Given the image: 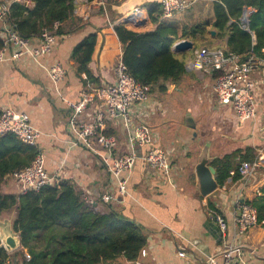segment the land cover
<instances>
[{
	"label": "crops",
	"instance_id": "crops-1",
	"mask_svg": "<svg viewBox=\"0 0 264 264\" xmlns=\"http://www.w3.org/2000/svg\"><path fill=\"white\" fill-rule=\"evenodd\" d=\"M150 1L160 2L106 0L102 6L98 0H76L72 15L61 23V33L57 35L52 50L39 57L40 63L28 56L0 62V111L12 108L28 115L31 124L40 132L37 144L48 174L56 175L59 181L70 182L81 193L84 202L89 204L85 196L92 201L90 205L95 211L104 213L109 207H116L143 229L147 240L135 261L119 255L106 264H205V257L221 243V238L216 232L213 233V228L211 231L207 228L208 222H212L210 213L221 212L232 231L236 201H246L259 192V187L264 183V167L259 168L248 182L233 168L219 188L202 196L195 187L194 165L203 137L206 138L208 134L211 138L213 167L217 158L233 151H239L236 157L239 163L244 155L254 157L259 150H264V68L251 74L258 81L256 116L238 122L231 104H220L215 98L213 84L216 73L189 68L193 49L176 52V57L184 61L186 73L179 83H169L166 91L161 93L171 95L177 91L176 101L186 102L184 107L180 109L172 105V98L165 100L161 97L158 101L149 94L144 104L134 105L130 110L132 126L145 125L152 133V144L164 149L169 170L167 173L156 171L139 157L128 181L130 196L120 198L112 176L95 154L82 144L71 142L72 136L67 127L70 115L67 102L77 101L83 90L91 93L94 99L83 114L86 120H91L97 109H104L95 90L114 82L113 68L122 56V44L114 25L121 23V19L137 8L143 13L135 18L145 16L142 23H125V27L138 32L153 30L156 24L150 21L146 6ZM196 1L207 4L212 0ZM179 17L180 13L174 16L176 19ZM93 31H96L97 39L89 66L95 79H87L84 72L77 71L72 51L84 36ZM36 43V40L31 42L33 46ZM200 45L194 43V48ZM222 45L224 40L217 39L205 46L214 48ZM57 61L62 63L66 72L64 78L54 86L42 64L49 66ZM191 89H195V92ZM185 92H190L191 96H185ZM187 113L200 121L197 124L194 121L195 127L191 129L195 133L190 134L192 141L187 152L182 153L177 144L179 139L176 130L179 127L177 124L183 122ZM229 113H232L234 120H229ZM206 121H216V127L210 132L204 126ZM199 126L204 128L203 133L198 132ZM105 132L117 139L115 154L127 152L126 130L119 118L106 119ZM229 136L233 142H228ZM144 150L141 148L138 154H143ZM10 176L7 175L1 182V191L20 193ZM103 192L112 194L113 199L102 202L100 195ZM15 215L16 209L3 211L0 219L7 217L14 220ZM236 241L241 245L249 264H264L262 225L252 226L244 235L236 236ZM179 252L184 255H179ZM10 258L12 263L9 264L19 261L17 256Z\"/></svg>",
	"mask_w": 264,
	"mask_h": 264
},
{
	"label": "trees",
	"instance_id": "trees-1",
	"mask_svg": "<svg viewBox=\"0 0 264 264\" xmlns=\"http://www.w3.org/2000/svg\"><path fill=\"white\" fill-rule=\"evenodd\" d=\"M31 1V6L13 3L5 18L20 37L37 40L43 28L51 29L55 21L62 23L72 15L76 0ZM146 6L150 21L156 24L153 30L138 32L126 28L124 23L115 24L114 30L122 44L121 60L127 72L140 84L149 86V93L165 92L167 84L179 83L186 73L184 61L172 50L177 40L188 39L196 45L224 40L220 47L241 59L250 53L264 58V0H212L207 4L195 1L180 12L178 19L163 18L158 1ZM246 7L251 11L244 27L241 18ZM60 27L56 35L61 33ZM211 30L215 31L213 37ZM96 39V31L90 32L72 51L77 71L84 72L87 79H95L89 63ZM2 44L0 37V47ZM37 153L36 146L23 143L11 132L0 135V184L7 175L27 166ZM238 154L233 151L214 161L220 185L229 170L235 168L238 173ZM251 158L253 155L246 154L240 161ZM246 202L264 227V183ZM11 209H16L13 228L19 235L21 249L30 255L28 260L23 251L16 255L22 264H106L119 255L135 261L147 240L143 229L118 208L111 206L104 213L95 211L64 180L18 194L5 193L0 188V214ZM9 257L0 247V264L11 262Z\"/></svg>",
	"mask_w": 264,
	"mask_h": 264
},
{
	"label": "built area",
	"instance_id": "built-area-1",
	"mask_svg": "<svg viewBox=\"0 0 264 264\" xmlns=\"http://www.w3.org/2000/svg\"><path fill=\"white\" fill-rule=\"evenodd\" d=\"M105 5L106 0H98ZM196 0H160L162 17L172 18L176 14L189 8ZM13 3H21L31 6V0H0V37L3 44L0 47V62L7 59H19L23 56L32 58L40 63L39 57L49 53L56 42V30L61 22L55 21L52 28H43L35 46L31 39L20 37L10 26L5 18V13ZM249 8V7H248ZM250 9V8H249ZM244 9L241 20L250 11ZM136 13V14H134ZM142 11L134 8L131 12L132 22L136 25L142 23L134 15H142ZM246 14V15H245ZM121 23L123 22L121 19ZM243 25V23H242ZM264 50V49H263ZM8 53V54H7ZM189 68L199 71H212L216 73L213 91L216 100L220 104H231L233 114L238 122L251 120L256 116V92L258 81L251 74L264 68V58L254 53L241 59L236 53L227 51L222 47H208L205 45L193 48V55L189 62ZM50 82L56 86L64 78L65 68L57 61L49 66L42 64ZM115 80L96 88L104 109H97L91 120H86L83 114L94 102L93 96L88 91H81L77 101L67 102L70 115L67 121L68 131L71 133L73 144H82L91 153L95 154L104 169L112 176L116 183V191L120 198L130 196L128 181L136 160L141 157L146 164L156 171L167 173L169 162L166 153L160 146L152 144V133L143 124L132 126L131 107L144 104L149 97V86L137 82L126 70L122 60H119L114 68ZM120 119L126 130L128 150L123 154H115L117 139L113 134L105 132L106 119ZM11 132L16 138L25 144L38 148L40 132L31 124L25 112L12 108H4L0 111V135ZM143 154H138L140 149ZM264 167V150L249 160H241L237 171L245 182L250 181L256 171ZM12 179L18 185L20 193L30 190H38L45 185L59 182L56 175L48 174L44 167L43 156L38 153L31 162L20 170L11 174ZM113 195L103 192L100 200L110 202ZM85 200L92 201L85 196ZM210 219L221 232L220 246L205 257V264H249L241 245L236 241V236L244 235L249 228L261 225L257 220L254 208L246 201L237 200L233 214L232 231L228 221L221 212H211ZM234 229V230H233ZM28 260L30 255L23 252ZM183 256V252H179ZM9 264V262L3 263Z\"/></svg>",
	"mask_w": 264,
	"mask_h": 264
},
{
	"label": "water",
	"instance_id": "water-1",
	"mask_svg": "<svg viewBox=\"0 0 264 264\" xmlns=\"http://www.w3.org/2000/svg\"><path fill=\"white\" fill-rule=\"evenodd\" d=\"M247 10L251 11V9L246 7L245 12ZM246 16L242 19L244 27L248 24V17L246 18ZM122 21L126 23L132 22L131 14L126 15ZM210 34L215 35V31L211 30ZM193 48V42L188 39L177 40L172 45V50L175 53L192 50ZM184 124L190 128L195 127L194 120L189 114H186ZM213 159L214 158L209 154V144L206 142L201 147L194 165L195 187L202 196H206L220 187L215 177V168L211 164ZM207 228L210 229V231L211 228H213V233L216 232L221 238V232L214 223L208 222ZM0 247H2L6 253H10L20 247V238L13 228V220L7 217L0 219Z\"/></svg>",
	"mask_w": 264,
	"mask_h": 264
},
{
	"label": "rangeland",
	"instance_id": "rangeland-1",
	"mask_svg": "<svg viewBox=\"0 0 264 264\" xmlns=\"http://www.w3.org/2000/svg\"><path fill=\"white\" fill-rule=\"evenodd\" d=\"M131 27V26H130ZM133 28V27H131ZM136 30H139V29H136ZM202 46V45H200ZM192 91L195 92V89H191ZM214 92V91H213ZM150 94V97L153 99V100H158L162 97L163 99L167 100L168 98H172L171 102H172V105L176 106V107H179L180 109H182L185 105L186 102H181V103H178L176 101V98H177V95H178V92L177 91H173L171 95H163L161 92H158V90H155L154 92H151L149 93ZM215 95V94H214ZM185 96L189 97L191 96V93L190 92H185ZM216 98V97H215ZM190 115V113H187ZM185 116L183 117V122H181V124H177V126L179 125L178 129L176 130L178 133H177V136H178V141H177V144L179 145V147L182 149V153H186L187 152V149H188V145L191 143L192 141V136H190V134L192 133H195V131L191 128H189L188 126H186L184 124V119H185ZM191 116V115H190ZM228 118L230 121L234 120L233 116H232V113H229L228 115ZM194 120V119H193ZM195 123L197 124V122L200 121V119H195L194 120ZM204 126H207V129L206 131H209L212 130V128L214 129L216 127V121L214 122H211V121H206V124ZM205 130L202 126H199L198 127V132L200 133H203ZM231 136V135H230ZM227 139L228 142H233V139L232 137H230ZM242 141H244V138H242ZM208 143L209 144V154H210V145H211V138H209V134L207 135V137H203V141L201 142V146H200V150H201V147L205 144V143ZM210 156H212L210 154ZM11 177V176H10ZM12 178V177H11ZM13 180V179H12ZM14 181V180H13ZM18 186V185H17ZM21 251H23V249H21V246L18 247L17 249H15L14 251H12L11 253H9V256H16L18 253H20ZM18 258H19V255H18ZM19 264H22L21 261L19 260L18 261ZM12 263V261H11Z\"/></svg>",
	"mask_w": 264,
	"mask_h": 264
},
{
	"label": "bare ground",
	"instance_id": "bare-ground-1",
	"mask_svg": "<svg viewBox=\"0 0 264 264\" xmlns=\"http://www.w3.org/2000/svg\"><path fill=\"white\" fill-rule=\"evenodd\" d=\"M134 14H136V13H134ZM138 15H134V17H137Z\"/></svg>",
	"mask_w": 264,
	"mask_h": 264
}]
</instances>
